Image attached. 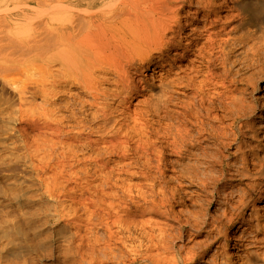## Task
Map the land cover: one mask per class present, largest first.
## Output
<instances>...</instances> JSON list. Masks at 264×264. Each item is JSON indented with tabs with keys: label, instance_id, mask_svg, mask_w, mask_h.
I'll list each match as a JSON object with an SVG mask.
<instances>
[{
	"label": "bare ground",
	"instance_id": "obj_1",
	"mask_svg": "<svg viewBox=\"0 0 264 264\" xmlns=\"http://www.w3.org/2000/svg\"><path fill=\"white\" fill-rule=\"evenodd\" d=\"M46 1H0V53L40 69L0 68L24 82L0 173L67 209L80 264H264V0Z\"/></svg>",
	"mask_w": 264,
	"mask_h": 264
},
{
	"label": "rangeland",
	"instance_id": "obj_2",
	"mask_svg": "<svg viewBox=\"0 0 264 264\" xmlns=\"http://www.w3.org/2000/svg\"><path fill=\"white\" fill-rule=\"evenodd\" d=\"M0 1H2V0H0ZM216 1L218 2V0H216ZM220 1L221 0H219L218 4L220 3ZM52 2H53L52 0L46 1L47 4H53ZM13 5L14 4H11L9 7L13 9L15 6H18L17 4H15L13 7ZM23 5H24L23 7H25L26 3H23ZM20 6H22V5H20ZM0 7H1L0 12H2V15L5 14L7 7L5 5L0 6ZM10 8L8 10H10ZM3 9L5 10V12ZM225 9L226 8L219 10L218 13H216V15H213L212 17H215V19L220 18V20L222 21L229 14H230V16H229L230 19L234 18L233 14L237 15L236 11L228 13L229 11L227 12V11H225ZM193 10H196V9L194 8ZM193 18H197V20H204L205 19L203 13H200L199 15L195 14V15H193ZM229 18H228V20H229ZM34 21L36 22V19ZM35 22H34V24H35L34 26H37L38 23L37 22L35 23ZM197 25L202 27V26H204V22L197 24ZM207 25L209 26L210 24L207 23ZM231 25L233 26V24H231ZM2 28H4V30H6V29L8 30V27L6 28L5 26H3ZM212 30L213 29L210 28L209 31L212 32ZM209 31H207L205 37H207L209 35V33H210ZM43 35H41V36H43ZM205 37H204V39H202L200 45H202L204 40H206ZM39 38L40 37H38V39ZM2 45L4 46L5 42L0 43V47ZM12 56H13V58H12ZM15 56H17V55H15ZM15 56L10 55L8 58H6L5 54L0 53V68L1 69L2 68L8 69V67H12L14 65L15 67L13 66V70H14V68L17 69V70H15L16 73L19 72L18 68H19V70L23 69L22 72L20 71L21 74H20V72L18 73V74H20V76H16V74H15V76L18 77L19 79L23 78L22 79L23 81H25V79L28 75H29L28 77L31 76L30 78L33 77L35 79H37L38 76H40L39 75L40 73H38L40 70L39 65H38L39 63L37 65H33L32 62H30V61H28V59H26L27 55H25V56L19 55L17 57H15ZM177 63L179 64L180 61L178 60ZM34 64H36V63H34ZM41 66H44V65H41ZM50 68H51V70H53V64ZM1 69H0V101H1L0 102V106H1V108H0V110H1L0 122L1 123L0 124L3 123L4 127H3V125H0V126H2V127H0V161H1L0 169L2 168L1 166L3 164L6 165V164L12 162L13 160L19 159L21 157L20 153H22V151H21L22 148H21V144H20V136H17V135H19L18 129L21 126L20 125V119L17 118L18 117L17 116L16 117L17 121H16L15 120L16 118L13 116V118H15V119H11V121H10V119L6 115L7 113H5L6 110H4V108H6V106H4V104L6 105V100L8 99L11 102H13L14 104L16 103L18 105L19 101L17 100V98H19V97H16L18 95V93H17L18 87L20 88L24 83V82L21 83L22 81H20L16 77H15V79L13 78L14 84H13L12 79L8 78L6 81L5 77H7V75L5 74V72L3 73V70H1ZM1 72H2V75H1ZM22 73H24V74H22ZM3 74H5L6 76H4ZM145 74L147 75L148 78H151L152 75L154 74V72H153V70L148 68L145 71ZM21 75H25V76L21 77ZM2 76H4V77H2ZM10 76L12 77L13 74H11ZM28 77H27V79L29 80L30 78H28ZM27 79H26V81H27ZM26 81H25V83L28 82V81L27 82ZM8 82H10V83H8ZM261 83H262L261 86L264 87V82H261ZM15 86H17V88H15ZM48 86H50V85H48ZM16 89H17V91H16ZM15 91H16V93H15ZM13 96L15 97V99ZM52 100H53V98H52ZM136 101L137 100H135V102ZM16 104H15V106L17 107ZM2 110L4 111L5 114L2 113ZM4 116H7L6 119ZM3 118L5 121L3 120ZM13 121H15V122H13ZM8 123H11V124L8 125ZM11 126H14L15 128H13ZM17 126H18V129H16ZM12 131H14L13 133H15V132H17V133L12 134ZM17 140H19V142H17ZM254 144H257V143H254ZM16 147L21 148V149L19 148L20 149L19 152H18L19 149H17ZM9 149H11V151ZM14 150H15V152H14ZM11 152H13L14 154ZM7 153L11 154V156H9ZM15 153H18L20 156L15 154ZM1 155H3V156H1ZM2 157H3V159H2ZM29 171H30V169H29ZM14 181H15V183H14ZM34 181H35L34 177L32 176L31 173L28 172V170L26 173H23L20 170L17 172L3 171L0 173V264H74V263L80 264V261H81V260H79L80 254L76 253L77 248H75V247H77V240L72 234L73 233V226L68 224L67 217H65V216H67L66 215L67 209L65 208L66 210L64 212H62L63 215H61L60 217H57V216L54 217L52 210L54 208V205L57 203V200H55L54 197H53V199L50 198L49 195L44 193V191L41 190L38 186H35L36 188H32V187H34L33 186ZM19 182H20V184H19ZM23 183H24V185H23ZM53 186L55 187V184ZM8 189H12V190H8ZM54 190H55V188H54ZM37 191H39V193ZM12 192H14V193H12ZM36 195H37V197H36ZM46 195H48V196L46 197ZM12 196H13V198H11ZM40 196H42V197H40ZM38 197H40V199ZM42 198L43 199L45 198L44 201H46V202H49L51 204L53 203L52 204L53 206L51 204L49 205V203L48 204L45 203ZM23 200H26L27 204H25L26 202ZM40 201H42V202L40 203ZM37 202H39V204ZM255 202H256V207H251V211L252 210L257 211V209L259 208L258 211L260 213H264L263 212L264 211V198H262L260 201L257 200ZM68 203H69L68 201H67V203H66V201L64 202V204H66V205ZM42 204H44V205H42ZM46 205L49 207H46ZM42 206H44V207H42ZM50 207H51V209H49ZM215 208H216V205H213L210 209L211 212L214 211ZM17 209H20V210L18 211ZM29 209L31 211H29ZM27 210H28L29 214L26 212ZM249 211H250V209L245 212L246 215L244 214L246 216V218H248L247 216L251 212V211L250 212ZM30 212L33 213L34 215L30 214ZM39 213L42 215H38ZM36 215H38V216H36ZM43 216H45L46 219H44ZM48 216H49V220L47 218ZM41 221H42V223L44 222V224L46 223V225L43 224V227L40 226L39 224H41ZM16 222L19 223L17 226H16V224H17ZM47 222H48V224H47ZM2 225H8V226H2ZM19 225H20V227L21 226L22 227L20 228ZM27 225H30V226H27ZM32 226H34V228ZM4 227H8V228H4ZM9 227H11V228H9ZM14 227H16V228L14 229ZM29 228H31V229H29ZM245 228L246 227H244V229ZM2 229L3 230L4 229L5 230L10 229V230H7L8 233L6 234L7 231L4 232V231H2ZM61 231L63 234L61 233ZM9 232L11 233L12 236L9 235L10 234ZM13 232H14V234H12ZM11 238H12V240H11ZM15 242H16V244H15ZM18 247L20 248L19 250H18ZM214 248H216V247H214ZM214 248H213V250H214ZM237 251L238 250L233 246V243H232L231 247H230V252L233 254V253H236Z\"/></svg>",
	"mask_w": 264,
	"mask_h": 264
}]
</instances>
